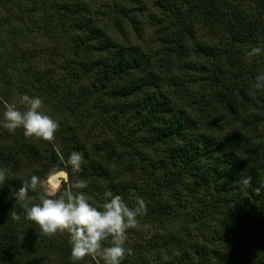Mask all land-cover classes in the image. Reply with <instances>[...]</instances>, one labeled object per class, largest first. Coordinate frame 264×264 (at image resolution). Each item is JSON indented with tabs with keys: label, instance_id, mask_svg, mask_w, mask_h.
Masks as SVG:
<instances>
[{
	"label": "trees",
	"instance_id": "obj_1",
	"mask_svg": "<svg viewBox=\"0 0 264 264\" xmlns=\"http://www.w3.org/2000/svg\"><path fill=\"white\" fill-rule=\"evenodd\" d=\"M0 6L8 9L0 83L11 89L2 98L15 90L60 112L52 142L0 128V264H73L66 232L45 236L26 218L24 205L39 203L42 191L16 198L32 175L53 168L69 173V186L86 181L72 190L98 209L107 191L130 208L143 199L121 264H264V97L255 88L264 53L247 58L264 48V0ZM10 11L22 14L20 24ZM145 22L154 50L115 36ZM227 127L236 131L222 137ZM73 151L83 154L78 172L58 156L66 162Z\"/></svg>",
	"mask_w": 264,
	"mask_h": 264
},
{
	"label": "clouds",
	"instance_id": "obj_2",
	"mask_svg": "<svg viewBox=\"0 0 264 264\" xmlns=\"http://www.w3.org/2000/svg\"><path fill=\"white\" fill-rule=\"evenodd\" d=\"M261 53H264V48L254 47L247 53V58L251 60ZM255 88H264V72L255 77ZM0 103L4 104L0 128L9 133L22 128L26 138L34 137L48 142L55 139L59 123L41 111V97L22 94L19 103L25 106L24 111L14 103ZM58 156L61 163L70 166L74 172L81 170L84 162L82 153L73 151L66 162L59 152ZM5 179V171L0 169V184ZM86 187L87 182L83 180L69 186V173L64 168H53L44 179L32 175L30 181L18 190L16 198L24 201L29 191H42L39 203L24 205L26 218L35 222L40 233L45 236L66 232L69 235L73 264L82 262L85 257H99L103 264H121L130 251L125 248L127 230L138 227V217L146 212L145 202L138 198L137 206L130 208L120 195L107 191L104 194L105 202L98 209L86 193L72 190ZM109 238L110 244L105 245L104 242Z\"/></svg>",
	"mask_w": 264,
	"mask_h": 264
},
{
	"label": "rangeland",
	"instance_id": "obj_3",
	"mask_svg": "<svg viewBox=\"0 0 264 264\" xmlns=\"http://www.w3.org/2000/svg\"><path fill=\"white\" fill-rule=\"evenodd\" d=\"M8 12V9L7 8H4L2 9V6H0V18H2L4 15H6ZM10 18L11 19H14L13 20V25H18L20 24L21 22V16L22 14L21 13H12V11H10ZM146 19V18H145ZM142 22V21H141ZM139 27L141 28L140 32L134 30V29H129V26H124V28L117 32L115 34V36H117L118 38H126V39H129L131 40L132 42H135V43H139L144 49H147V50H150V49H155L154 45H155V40H154V37L155 34L153 32V29L152 27H150L149 25H147V23L145 22L143 25H139ZM204 32H206L204 30ZM206 35L207 37L209 36L208 33L206 32ZM181 74H183L182 72L179 73V76L181 77ZM183 78V77H182ZM186 78V76H185ZM8 85L6 83H0V99L3 100V101H7L9 103H14L16 105V107L20 108L21 111H24L25 110V106L21 105L19 103V100H20V96L17 95L16 91L13 90L9 96L4 97L2 98L3 94H4V91H7V90H11L10 88L8 89ZM8 94V93H7ZM257 96H262L264 97V90L262 88V91L259 92V93H256ZM6 98V99H5ZM1 111H0V115L1 117H3V111H4V104L1 105ZM41 111H43L45 114L51 116L53 119H57L60 115V112L58 111L56 113V111L51 107V105L49 104H42V108H41ZM236 130H232L231 128L227 127L225 128L223 131L221 132H218L220 133V135L222 137H229L231 136ZM3 137V136H2ZM1 138V137H0ZM129 238H132L131 240L133 242L135 241H138L139 240L135 237V236H130ZM163 255H165V251L162 252Z\"/></svg>",
	"mask_w": 264,
	"mask_h": 264
}]
</instances>
